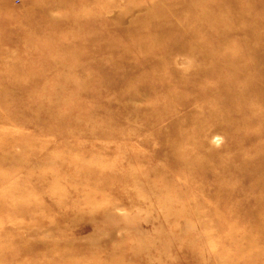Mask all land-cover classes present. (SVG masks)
I'll return each instance as SVG.
<instances>
[{"label":"rangeland","instance_id":"rangeland-1","mask_svg":"<svg viewBox=\"0 0 264 264\" xmlns=\"http://www.w3.org/2000/svg\"><path fill=\"white\" fill-rule=\"evenodd\" d=\"M251 42L264 0H0V264H264Z\"/></svg>","mask_w":264,"mask_h":264},{"label":"bare ground","instance_id":"bare-ground-1","mask_svg":"<svg viewBox=\"0 0 264 264\" xmlns=\"http://www.w3.org/2000/svg\"><path fill=\"white\" fill-rule=\"evenodd\" d=\"M214 8L215 6L213 7V9L207 7V9H205V12H203L204 14H201L197 17L200 20H204L207 24H209V22L215 24L219 20L214 19V17L212 16L214 14V12L212 11L214 10ZM235 20L237 21L238 18H235ZM197 26L198 24L196 25L195 29L197 28ZM244 51L248 58V63H247L248 68L246 69L251 70V72L253 73V77L260 75L261 73H260V69L258 68V65L261 63H264V47L257 46L256 44L251 42L249 44H245ZM250 86L254 87L253 89H250V90H252L256 94H261L260 89H261L262 83H259L258 80H255V82H252ZM246 92L248 91L245 88V91L240 94L239 99L232 100V96H234V94H232L231 96V93L227 91L222 96V100L226 102L227 104L231 105L232 108L247 109L250 106L251 101L244 99V97L246 96L245 94ZM216 111H211V113L213 114ZM242 167H246V164L243 163ZM254 189H256L257 191L264 190V172L261 175H259L256 181L254 182Z\"/></svg>","mask_w":264,"mask_h":264}]
</instances>
